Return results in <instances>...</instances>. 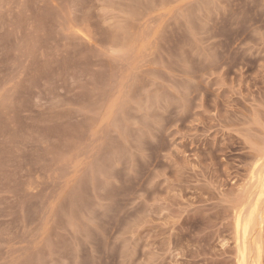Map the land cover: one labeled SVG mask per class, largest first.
<instances>
[{"label":"rangeland","instance_id":"374dc122","mask_svg":"<svg viewBox=\"0 0 264 264\" xmlns=\"http://www.w3.org/2000/svg\"><path fill=\"white\" fill-rule=\"evenodd\" d=\"M0 264H264V0H0Z\"/></svg>","mask_w":264,"mask_h":264},{"label":"bare ground","instance_id":"6f19581e","mask_svg":"<svg viewBox=\"0 0 264 264\" xmlns=\"http://www.w3.org/2000/svg\"><path fill=\"white\" fill-rule=\"evenodd\" d=\"M242 217V216H241ZM242 219V218H241ZM242 222V221H241ZM247 229V228H246ZM247 232H248V230H247Z\"/></svg>","mask_w":264,"mask_h":264}]
</instances>
